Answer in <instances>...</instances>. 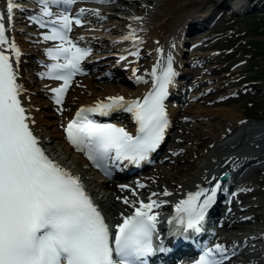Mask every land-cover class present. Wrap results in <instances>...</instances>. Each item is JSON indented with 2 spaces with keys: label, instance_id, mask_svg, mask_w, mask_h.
<instances>
[{
  "label": "snow or ice",
  "instance_id": "1",
  "mask_svg": "<svg viewBox=\"0 0 264 264\" xmlns=\"http://www.w3.org/2000/svg\"><path fill=\"white\" fill-rule=\"evenodd\" d=\"M39 3L43 6V16L51 17L49 5L70 7L77 0H39ZM17 7L16 0H6V12L0 11V264H148V258L168 250L162 241L156 243L160 238L158 213L154 210L164 203L152 199L158 194L152 193L148 202L124 197L122 202L133 211L130 215L121 213V221L113 231L81 177L53 161L30 126L35 121L23 104L25 89L18 83V70L14 66L19 63L21 50L6 34L5 20L9 25L12 23ZM85 11L80 9L75 17L67 11L56 15L49 22L50 33L44 36L45 40L60 41L56 47L47 49L54 63L47 66L45 73L51 79L62 81L59 87L51 89L57 105L63 103L73 78L81 72V61L90 54V49L77 46L68 35L73 24H82L80 17ZM34 19L41 27L46 26L42 19ZM122 39L142 42L135 29ZM5 46L13 55L6 54ZM130 55L138 57L139 50ZM158 68L159 62L151 71L153 88L142 99L108 97L107 102L98 101L92 107L80 108L65 127L67 140L106 175H111L110 168L118 163L127 161L139 165L164 140L169 127L164 101L177 72L171 55L159 74ZM142 79L137 77L138 81ZM120 109L132 113L138 125L135 135L123 127L98 123L88 116L89 113L108 116ZM138 187L145 185L138 184ZM218 190H221L220 183L211 188L210 194L208 189L201 188L180 200L175 205V216L168 221L178 226L172 235L201 232L206 212L215 202ZM163 195L172 193L165 189ZM226 251L219 243L214 248H206L196 264H222L215 254Z\"/></svg>",
  "mask_w": 264,
  "mask_h": 264
},
{
  "label": "bare ground",
  "instance_id": "2",
  "mask_svg": "<svg viewBox=\"0 0 264 264\" xmlns=\"http://www.w3.org/2000/svg\"><path fill=\"white\" fill-rule=\"evenodd\" d=\"M96 1L98 2V0H96ZM114 1L120 3V5H114L113 4L110 8L105 9L100 4H96V5L91 4L90 6H92V7L95 6V8H92L91 9L92 11H89L88 13L85 12L84 15L87 16L90 13L91 14L99 13V15H96V17H95V15H93L90 19H92V18H95V19L107 18L111 15L110 11L107 12V10L110 9V10L118 11L119 16L122 17L123 19H126V18L134 15V9L135 10L139 9V10L147 12V16H148V18H150L148 27L144 30L136 31V36H138L141 39V41L145 42V44L149 47V51L152 53L151 54L152 58L150 61H148L142 67L141 66L136 67L135 65H134V67H129L128 72H127L128 76L131 79L134 77V75H138L139 77L144 78L146 80V83L144 84V86L140 85L136 91L132 92L133 94L125 92V89L122 87L117 88L113 85H111L110 87H104L101 90H97L94 87L95 84L93 82H90L88 84H83L82 85V86H84L83 88H85V86L87 87L85 90L86 92L84 90H78L76 92V94H74V96H71V98L68 97L67 101L74 104L75 106L70 107L67 111H71V110L74 111L77 108H79L80 106L90 104V103H94L97 96L99 97L98 99H105L109 96L110 97L111 96H123V97H125L126 100H130L131 98H135V99L140 98L144 94V92H146V90L150 88V86L153 83L154 78L151 76V71H152V68L157 65L158 58L162 54V53L158 52L157 49H161L162 44H161L160 40L162 39L163 36L165 37V34H164L165 31L168 28L173 27L174 22H177V21H181L185 24H187L189 22L192 25L193 23H195V16L194 15H196V14H198L196 17H201V20L209 19L210 17H212V14H213V10L208 8V6L206 7L203 4L204 1L206 2L208 0H199V3H195L196 0H194V2H192V0H106V2H114ZM216 1L219 2L218 5H221V4L227 3L228 0H216ZM201 5H203L204 9L206 7V10L204 13L199 14V12H202L204 9L203 10L197 9L196 11H193V12L191 11V10H193V8L200 7ZM196 21H198V20L196 19ZM192 27H194V26H192ZM11 33H12V30H11ZM146 34H150V37H148L146 40H143V36ZM9 35H12V34H9ZM84 35H87V34H84ZM157 36H159V37L156 40L155 38ZM88 39H90L93 43H97L99 40V39H96L92 36H88ZM103 41H105V39L101 40L100 43H102ZM15 43L19 47L21 52H23L22 48H21V43L19 41H15ZM137 44H140V42H136L134 44L132 43L131 47H135ZM5 49H7V48H5ZM124 50H126L127 56H129L131 53L129 51H132V49H130L129 46L126 47V49H124ZM179 50H181V49H179ZM128 58H134V56L131 55ZM163 58L165 59L167 57L165 55H163ZM173 68L176 72L179 69L176 66H173ZM134 70L136 72L133 74H130ZM159 71H160V68L157 69L158 73H159ZM126 75H123L122 78L125 79ZM18 83L23 85V87L25 89V91L23 93V95H24L23 98L29 97L31 100L29 103L26 102L27 99L24 101H25V105L29 106L27 108L30 110L29 115H30L31 119L35 121L34 125L36 126V128L34 130V133L39 137L41 145L44 146V144H46L48 146L49 149H47V151L49 153H51L48 155H50L49 157L52 160H54L56 163L60 164L66 170L70 171L73 175H78L81 177L82 183L85 185V187H87L91 196H93L95 203L106 214L107 221L110 225H114L115 223H117V221H119L121 219V213L127 214L130 210H132L131 207H129L128 205H125L122 202L124 197H127L130 201L144 200L145 202H148V197L151 196V194L155 192L158 195L153 196L152 199L164 202L159 209H166V208H169L173 203H176L178 200H180L179 198L183 194H185L188 190L194 188L197 184L201 183L202 179L209 177V171H206L205 174H200V175L195 174L196 173L195 172L196 167L199 168V165H198L199 159L200 160H203V159L209 160L211 158L210 156H207V154H205L203 152V149H204L203 148V149L198 150L196 152L197 153L196 159L195 158L193 159L192 164L189 165L190 167L186 172H179L180 174H179V176L177 175L178 176L177 178L171 179L175 188L173 187V189H171V188L167 189L168 192L172 193V195H170V196H164L163 195V192H164L163 189H160L159 192L155 191L157 188H154L153 186H155L157 184L158 179H155L153 177L154 175L149 176L148 173H143L140 175L139 178H134L132 180V183L129 184L130 187L124 188L126 190H123L120 187L121 185L110 188L109 185L101 183L98 180V176L94 175V173L90 171L88 165L82 159L81 156L73 153L70 150V147L67 145V143L64 140L62 131L59 130L58 126H55V122L52 119L53 114L51 112L48 113L47 110H42L40 113L44 114L45 119H40L39 112L35 111L34 106L32 104H30V103H32V100L34 99V97L29 95L30 88L26 85L27 83L24 82L23 80L18 81ZM213 87L214 88L211 89L210 91L218 90V89H216V85H213ZM130 91H132V90H130ZM203 91H205V90H203ZM87 92L88 93L90 92V95H86L85 93H87ZM38 93H40V92H38ZM206 93H207V91H206ZM90 96H92V97H90ZM222 107H224V106H222ZM229 108H228V110L226 108L221 109V110L218 109L217 111L212 110L213 111V112L211 111L212 113L211 112L207 113L206 112L207 109L204 108V109H206L205 112L202 111L203 113H195V116L200 117V116L204 115V116L211 117V115H213L214 118L215 117L222 118L224 121L219 122L218 121L219 119H218L215 122V124L212 125L214 127L210 128V130L214 131V133H215L214 138L226 139L227 134L232 133L233 131L238 129V127L240 125V123L238 121V117H237L238 115L235 113L236 111L232 112L231 110H233L234 108H232V109H229ZM196 111L197 110H195V112ZM197 112H199V111H197ZM111 115L112 116L113 115L118 116V114H115V113H111ZM130 115H132V113H130ZM130 117H129V119H130ZM177 117H178L177 113L172 114V119H173L172 126L177 121ZM204 120L208 121L207 119H204ZM45 122H46V124H51V125H50V127H48V129L47 128L45 129L46 134L41 135L40 126L42 125V123H45ZM200 122H202V121H200ZM194 123H196V122H194ZM206 123H208V122H206ZM192 126L194 127V125H192ZM202 127H204V126H202ZM209 127L210 126L208 124L207 128H209ZM205 128H204V130H206ZM183 130H185V129H183ZM243 130H244V132L241 135L240 139H242L244 136H246L248 134H251V135L256 134V135H254V137L256 139L254 140L253 144H256L257 147H261L262 148L261 152H264V124L258 125V126H252V127H247V125H246L243 128ZM205 134L206 133H202L200 135V137L205 135ZM46 136H49V137H46ZM207 136H209V134ZM199 142H201V141H199ZM211 142H213V139L210 138L208 141H204L203 146L207 147V145L210 144ZM239 143H240V140H238V139H235L229 143L230 147H232L234 149V151L230 154H227L226 157H223V159L225 160V163H226L225 164L226 169H231L235 165L243 166L247 162H250V160H252V161L257 160L258 161V160H261L264 158V153H261L259 155L257 153L251 154L249 152L235 151L238 148ZM196 145H197V143H196ZM181 152H182V150H181ZM217 152H216V154H217ZM173 153L174 152L171 151V152H169V154L163 155L160 159H165L167 161L168 160H174L175 158L173 157V155H170ZM231 154H234V155L229 156ZM165 168H168V167L166 166ZM238 170H237L238 172L234 173V175L232 176L231 181H230L232 184L235 183V184H233L234 187L229 188L230 182L228 181V183L220 184L221 190L217 191L216 198L218 195H221V198H222L225 193L222 194L221 192L226 190V189H229L230 193L233 190H236V193H237L236 196L233 194L230 197V200H231L230 205H227L226 203L223 204L222 202H218L219 201L218 198H217L218 199L217 201L215 199V202L219 203V212L220 213L225 212V214H224L225 219H224V221H222L223 224L221 226V229H219L221 234H225L226 232H229L230 230H232L231 227H233V225H234V227L238 228L239 224L244 223V218H246L248 216L241 215V214H242V212H245L250 207L249 203L251 202L252 198L254 197L252 194H256V196L254 197V198H256L257 195L259 194L258 189L264 188V165L253 167L252 169H250L247 172L241 168H238ZM174 176H175V174H174ZM166 178H168V177L166 176L162 180L165 181V180H167ZM138 184H143V185H145V187L140 188V187H138ZM212 185H213V182H209V194H210V190H211ZM97 186H100V188L98 190H94V188ZM147 186L149 188H147ZM168 186L171 187L172 184H170ZM252 186L257 187V188H255L254 192L252 191L253 193L251 192V193H248L246 195H242L243 194L242 192L245 191V189L249 190ZM133 190L137 191L140 194L141 198L134 197L131 194V191H133ZM224 192H226V191H224ZM260 193H261V191H260ZM228 195L226 194L225 197H227ZM228 199H229V197H228ZM229 206H230V210L228 209ZM255 206H257V205H255ZM213 211H215V208L212 210V212ZM256 218L260 220L259 216H256ZM261 222H264V217L261 220ZM260 239H261V237L259 235L251 234L248 238L240 239L237 241L234 239H226L225 238L226 242L224 244L227 247H230V249L232 251H236L239 247L240 241H242V243H243L241 245V247L243 248L252 240L257 241ZM255 251H259L257 255H260L262 253V250H260L259 248H256ZM242 254L244 255V253H242ZM233 261H236V262H233ZM242 261L243 260H239V259L234 260L231 258L227 262V264H238L239 262H242Z\"/></svg>",
  "mask_w": 264,
  "mask_h": 264
},
{
  "label": "rangeland",
  "instance_id": "3",
  "mask_svg": "<svg viewBox=\"0 0 264 264\" xmlns=\"http://www.w3.org/2000/svg\"><path fill=\"white\" fill-rule=\"evenodd\" d=\"M1 1L2 0H0V11H2L1 7L4 4V2L2 1V3ZM192 2H194V0H192ZM195 3H199V0H196ZM203 4L206 7L208 6V8H215L216 1L213 0V2H211V0H208L206 2L204 1ZM197 9L203 10L204 7L203 5H201L200 7L193 8V10L191 11L193 12ZM223 10L224 9H222V7L214 9V13H217L218 17L214 21L217 22L214 24L215 26H212L205 30H201L200 35H196L197 33H195L189 38L190 42L193 43L194 41V45L196 46L207 44L208 46L210 45L209 47L211 48H207L201 53V55L208 56L209 58L206 59L205 57L204 61L202 62H198V58H193L191 62L192 65L187 66L185 69H182L183 71L187 72V77H181V79H183L182 89H192H190L189 92L185 94V99H183V101L181 102L182 107L179 110L181 113L180 117L178 118L175 127L169 132V137L163 150L161 151L162 154L163 152H167L170 147L174 146V149L180 150L174 152L176 160L168 161L164 164L163 160L149 170L150 173L156 170L161 171V173L164 171L163 179L167 176V183H169V181H172V178H177L180 174L179 172H186L189 169V165L192 164L191 162L193 161V158H195L197 155L196 152L203 148V151L207 149L203 146L202 143H204V141H208L206 139H209L213 136L214 133L210 130V128L214 127L212 125H214L218 119L219 122L224 121L219 117L214 118L213 115H211V117L207 116L205 118L193 116L195 113H203L206 111V109L207 113L211 112L212 110L217 111L218 109L221 110L226 108L228 110V108L230 107L229 109L234 108L233 110H231L232 112L236 111L235 113L238 115V120L239 122H241L242 126L247 125V127H252L264 124V55L260 54V51L264 48V18H262L264 16V11L246 10L241 16L222 20L220 12H223ZM223 16L226 17L225 15ZM134 17H142L143 19L136 20L133 18L131 19L130 17L128 20L122 19L120 22L113 21V23L116 25L115 27L117 31H119V33L125 34V32L130 27H136V24L139 23V21L142 23H146L147 18L146 16H144L141 10H137ZM15 26L25 29L27 27L25 23L20 22V18H18ZM221 26L224 27V31H221L219 35L217 34L218 36L212 35L213 31L217 30ZM135 29H137V27ZM18 40L21 41L25 51L28 50L30 52L29 54H33V57L29 56L28 53L24 54L20 63L15 66L17 67V70L19 69L18 80L23 78V81L26 82L28 87L30 88L29 95L34 97L32 103L30 104L35 106V111L39 112L40 119H45L44 114L40 113L42 110H47L48 113L51 112L53 114L52 119L55 122V126H59V130L61 131V114L64 113V111L59 110L58 107H52L47 102L45 95H43L45 94V90H43L42 85L45 83L42 82L43 80H41L39 76L38 59L36 58V50L32 46L31 39L30 42H28L24 40L23 35L19 34ZM141 53L143 54V59H140V61L142 62L148 57V54L144 47ZM121 67L122 62L117 63L116 68L120 69ZM88 81L93 80H90L89 78L84 80V82ZM196 83L198 84L196 85ZM80 84V82H76L74 84V86L69 91L70 96H74V94H76L77 90L80 89ZM97 84V88L99 90L104 87V85H101L99 83ZM39 85H41L42 87L40 88ZM118 85H120V87L122 86V88L126 87L121 83H116V86ZM208 85L212 87L213 85H216V89L218 90H216L215 92H209L208 89L210 86ZM220 86H223L222 90H220ZM135 89L136 87H128L127 91H134ZM197 91H199V93ZM201 91L205 92V96L202 98L193 99L194 96L200 94ZM85 94L90 95L88 93ZM213 94L216 95L213 97ZM23 97L24 95L22 94L23 103H25L24 100L26 99L27 103L31 101L29 97ZM71 106H73V104L67 101L65 104V109ZM195 110L199 112H195ZM204 119H207L208 121ZM191 124L194 125V127ZM208 124L210 126L209 128H207ZM50 125L51 124H46V122L42 123V125L40 126L41 135L46 134L45 129H48ZM35 128L36 126L34 127V130ZM204 128L206 130H204ZM233 132H236V130ZM202 133H206L207 135L209 134V136L205 134L200 137ZM253 135L256 134L247 135L246 139L241 143V149L249 151H252L254 149V145L252 144L254 141H250V139H255ZM240 138L241 136H239V138L237 139L241 140ZM217 145L218 144H216L214 148L217 147ZM45 148H47V146H45ZM214 148L212 147V149ZM181 150L184 154L181 152ZM220 150L225 151L227 150V148H223ZM159 166L163 168H158ZM166 166L168 168H165ZM162 183L163 186L166 185L163 181ZM255 188L257 187L253 186V189ZM258 190L259 194L256 198L258 201L257 203L260 204V207L254 210L256 212L259 211L260 215L264 216V190L262 188ZM254 206L255 204L252 205V207ZM249 213L252 214V211H250ZM262 219L263 217L260 218V221ZM248 220H251L249 216L244 218V223L239 224L237 230H244L245 224L249 225L248 223H250L248 222ZM249 226L252 227V225ZM255 235L258 234L255 233ZM259 245L262 246L263 242L260 241Z\"/></svg>",
  "mask_w": 264,
  "mask_h": 264
},
{
  "label": "trees",
  "instance_id": "4",
  "mask_svg": "<svg viewBox=\"0 0 264 264\" xmlns=\"http://www.w3.org/2000/svg\"><path fill=\"white\" fill-rule=\"evenodd\" d=\"M261 55H264V48L260 51Z\"/></svg>",
  "mask_w": 264,
  "mask_h": 264
}]
</instances>
